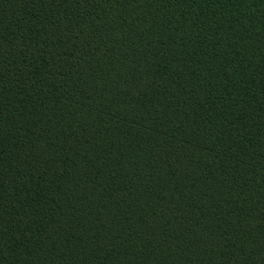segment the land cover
<instances>
[{
  "label": "trees",
  "instance_id": "trees-1",
  "mask_svg": "<svg viewBox=\"0 0 264 264\" xmlns=\"http://www.w3.org/2000/svg\"><path fill=\"white\" fill-rule=\"evenodd\" d=\"M0 264H264V0H0Z\"/></svg>",
  "mask_w": 264,
  "mask_h": 264
}]
</instances>
